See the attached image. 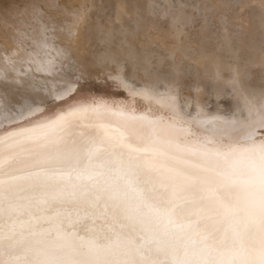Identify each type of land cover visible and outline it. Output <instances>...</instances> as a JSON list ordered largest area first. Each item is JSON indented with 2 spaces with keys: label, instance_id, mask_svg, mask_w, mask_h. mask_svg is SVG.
Wrapping results in <instances>:
<instances>
[{
  "label": "snow or ice",
  "instance_id": "obj_1",
  "mask_svg": "<svg viewBox=\"0 0 264 264\" xmlns=\"http://www.w3.org/2000/svg\"><path fill=\"white\" fill-rule=\"evenodd\" d=\"M159 102L137 115L77 87L56 113L6 104L0 264H264V92L202 131Z\"/></svg>",
  "mask_w": 264,
  "mask_h": 264
},
{
  "label": "bare ground",
  "instance_id": "obj_2",
  "mask_svg": "<svg viewBox=\"0 0 264 264\" xmlns=\"http://www.w3.org/2000/svg\"><path fill=\"white\" fill-rule=\"evenodd\" d=\"M71 1L81 5L69 8L47 0H38L39 8L27 4L14 13L15 20L10 18L17 25H11L9 32L1 31L0 53L5 60L0 59V112L7 104L15 112L32 105L56 113L63 106L64 92L80 87L84 95L114 106L127 105L137 115L148 114L150 109L154 117L166 115L159 102L163 100L185 114L191 127L202 131L210 125L200 121L227 125L240 120L242 113L248 116L246 100L255 98L259 103L264 92V0H203V14L216 29L217 36L209 38L210 42H204L205 18H190L193 11L185 19V13L181 17L178 13L180 19L176 16L179 20L171 17L170 21L163 18L161 8H157L159 15L154 11L155 0ZM107 2L115 3L113 12L111 7L105 11ZM37 10L51 19L52 26L45 15L35 14L44 31L33 25L32 33L25 32L22 26L28 25ZM77 17H82L78 23ZM23 32L28 42L19 50L15 46ZM232 50L235 54L229 64L224 53L232 55ZM252 65L260 71L251 70L250 75ZM252 78L256 86L259 83L258 95L253 94L257 87L252 90ZM236 101L241 108L235 111Z\"/></svg>",
  "mask_w": 264,
  "mask_h": 264
},
{
  "label": "rangeland",
  "instance_id": "obj_3",
  "mask_svg": "<svg viewBox=\"0 0 264 264\" xmlns=\"http://www.w3.org/2000/svg\"><path fill=\"white\" fill-rule=\"evenodd\" d=\"M37 1L38 0H0V12H4L5 14H6V16H7V19L5 20L3 17H0V34H1V31H3V32H9L10 31V26L11 25H17V22L16 21H13V20H15L14 18H12L13 17V15H14V13L16 14V13H18L19 11H21V8H23V7H21V6H26L27 4H29L31 7L34 5L35 6V8H39V4L37 3ZM48 2H52V3H50V4H52V5H55V3L56 4H59V5H62V3H64L63 5H66L67 7H69V8H71L72 6H71V4L74 6H77V5H81L80 3H74V1H71V0H58L57 2L56 1H54V0H51V1H49V0H47ZM54 1V2H53ZM158 1V2H157ZM171 1V2H170ZM178 1L180 2V1H182L181 3H183L184 2V4H186L187 6L185 7V5H182L181 3H178ZM187 1H188V3H187ZM192 1H194V0H155V4H156V2H157V4L156 5H158V6H154V7H156V9H154V11L158 14V12H159V14L161 13V10H162V12H165V13H163V14H161L162 16H163V18H164V16H165V18H168L170 21H172V19H175V21L178 19L176 16H178L179 17V15H180V17H181V15H184V13L186 14V13H188V12H192L193 11V13H192V15L190 14V13H188V17L190 16V18L193 16V15H195L196 17H199L198 15H200V17L202 18V17H204L205 18V15L203 14L204 13V9H205V7H204V2H203V0H196V1H194V2H192ZM200 1V3L198 4V2ZM175 2V3H174ZM61 3V4H60ZM108 3V5L104 8L105 9V11L107 10L108 11V8L109 7H111L112 8V12L115 10V3L113 2L112 4L110 3V2H107ZM106 3V4H107ZM167 3V4H166ZM196 3V4H195ZM105 4V5H106ZM166 4V5H165ZM178 4V5H177ZM195 4V5H194ZM201 4V6H199ZM169 5H170V8H169ZM173 5V6H172ZM135 6V5H134ZM150 6V3H148L147 4V8ZM194 6V7H193ZM203 6V7H202ZM43 7V10L44 11H46V12H49V10L47 11V8H44V6H42ZM162 7H164V8H162ZM166 7V8H165ZM185 7V8H184ZM197 7V8H196ZM17 8H20V10L19 11H17V12H15L16 10H17ZM33 8V7H32ZM146 8V9H147ZM157 8H161V10L159 11ZM175 8V9H174ZM182 8V13H180L179 11H181L180 9ZM183 8H184V11H183ZM188 8H191V9H189V10H186V9H188ZM103 9V10H104ZM167 9H168V12H169V9H171V12H169L170 14H172V12H173V14H175V16H173V14L172 15H170L168 12H167V14H166V11H167ZM193 9V10H192ZM197 9V10H196ZM166 10V11H165ZM178 12H177V11ZM195 10H196V12H195ZM200 10V11H199ZM51 11H53V12H55L53 9L51 10ZM158 11V12H157ZM187 11V12H186ZM135 12H137V10L135 11ZM177 13V14H176ZM178 13H179V15H178ZM202 13V14H201ZM39 16V17H42V16H44L45 14H44V12H40L39 10H37V12L36 13H34V15L33 16H30L28 19H29V21H27L28 22V25H24V26H22V29L25 31V32H27V31H31V33L34 31V29L32 28L33 27V25H35V26H39V31L41 32V31H44V27L42 26V21L40 20V19H38V18H36L37 16ZM103 14V13H102ZM158 14V15H159ZM18 15V14H17ZM17 15H15V16H17ZM201 15H203V16H201ZM19 16V15H18ZM170 16V17H169ZM187 16V14L186 15H184L183 16V19H185V18H187L186 17ZM172 17V19H170ZM173 17H175V18H173ZM180 17H179V19H180ZM10 18H12L13 20H11ZM44 19L46 20V21H48L49 22V25L50 26H52V21H51V19L47 16V15H45V17H44ZM178 19V20H179ZM35 20V21H34ZM211 19H208L207 17L205 18V27H204V34H206V38H204V42H210L211 40L209 39V38H214L213 36H217V35H214V34H216V32H214V31H216V29H215V25L213 24V22L212 21H210ZM174 21V20H173ZM30 23L32 24V25H30ZM210 23V24H209ZM63 25H65L64 23H62ZM30 26V27H29ZM37 26V27H38ZM97 26V25H96ZM28 27V28H27ZM212 27V28H211ZM30 28V29H29ZM102 28V27H101ZM101 28H99V30H98V36L101 34ZM207 28V29H206ZM209 28V29H208ZM27 29H29V30H27ZM42 29V30H41ZM211 29V30H210ZM209 30V31H208ZM209 32V33H208ZM212 34H211V33ZM34 35L32 34L31 35V37H33ZM209 39V40H208ZM19 40V42H17ZM30 40V39H29ZM206 40V41H205ZM17 43H18V45L16 44V46H15V48H19V50H20V48H22V46L23 45H25V42L27 41L28 42V40H27V38H26V36H25V34H24V32H23V36H21L20 35V37H18V39H17ZM19 44H21V45H19ZM21 46V47H20ZM224 49V48H223ZM225 50V49H224ZM232 52V55H230V53H224L225 54V56H226V60L228 61V63L229 64H232V57L231 56H234V54H235V52L232 50L231 51ZM10 53V52H9ZM234 53V54H233ZM226 54H228V55H226ZM0 59H2L3 61L5 60V56H3L1 53H0ZM230 60V61H229ZM33 66L36 68V66L35 65H32V68H33ZM170 66H172V65H170ZM244 67H246V66H248L247 64L245 65H243ZM242 66V67H243ZM253 66V67H252ZM251 66V68H250V70H248L249 71V74L252 72L251 70H253V72H257L258 70H256V69H258V67H257V65L255 66V65H252ZM256 67V68H255ZM173 68H176L175 67V65H174V67H172V69ZM247 69H248V67H247ZM254 69L256 70V71H254ZM25 70H28L27 68H25ZM36 70V69H35ZM173 70H175V69H173ZM251 71V72H250ZM259 71H260V69H259ZM258 71V72H259ZM252 72V73H253ZM171 73V72H170ZM169 72H168V74H170ZM251 73V74H252ZM158 74L160 75V71L158 72ZM250 74V75H251ZM190 77L191 76V74H189V75H186V77H181V78H183L182 79V81L181 82H184L185 81V79H187V77ZM159 79H161V78H159ZM253 79V82H255V87L253 86L252 87V90H254L256 87V90H254L253 91V94H257L258 95V90L260 89V88H258V86H259V83L257 84L258 86H256V83H257V80H255L254 81V78H252ZM40 85V84H39ZM2 87V86H1ZM252 90H249V92H252ZM257 93H256V92ZM159 93V92H158ZM260 93V92H259ZM253 96H255V95H253ZM227 98L228 99H230V96H227ZM235 102V101H234ZM234 102H232V103H234ZM240 102V101H239ZM237 103V101H236V104L234 105V107L233 108H235V111H236V107H239V109L241 108L240 107V105H241V103ZM239 104V105H238ZM238 109V108H237ZM238 111V110H237ZM239 112V111H238Z\"/></svg>",
  "mask_w": 264,
  "mask_h": 264
}]
</instances>
